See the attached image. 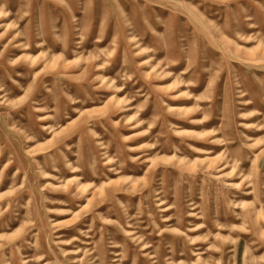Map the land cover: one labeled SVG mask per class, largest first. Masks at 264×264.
Returning a JSON list of instances; mask_svg holds the SVG:
<instances>
[{"label": "rangeland", "instance_id": "374dc122", "mask_svg": "<svg viewBox=\"0 0 264 264\" xmlns=\"http://www.w3.org/2000/svg\"><path fill=\"white\" fill-rule=\"evenodd\" d=\"M0 264H264V0H0Z\"/></svg>", "mask_w": 264, "mask_h": 264}]
</instances>
